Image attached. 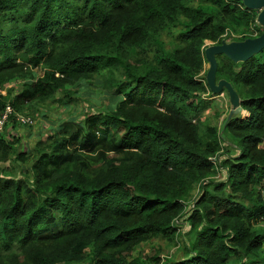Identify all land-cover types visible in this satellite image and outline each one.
I'll return each instance as SVG.
<instances>
[{
	"label": "trees",
	"instance_id": "1",
	"mask_svg": "<svg viewBox=\"0 0 264 264\" xmlns=\"http://www.w3.org/2000/svg\"><path fill=\"white\" fill-rule=\"evenodd\" d=\"M256 15L240 0H0V108L34 120L93 80L115 97L32 147L7 133L9 117L0 264H264V48L238 63L217 55L216 79L231 82L242 113L223 137L200 121L205 41L259 35ZM154 238L184 256L132 255Z\"/></svg>",
	"mask_w": 264,
	"mask_h": 264
},
{
	"label": "rangeland",
	"instance_id": "2",
	"mask_svg": "<svg viewBox=\"0 0 264 264\" xmlns=\"http://www.w3.org/2000/svg\"><path fill=\"white\" fill-rule=\"evenodd\" d=\"M257 33L258 31L254 28H252L251 31L246 32L248 36H257ZM173 34L176 35L177 32H173ZM240 35L241 34H234L236 37ZM159 38L168 45L172 39V35L163 30ZM212 43L213 42L209 40L205 41V45ZM207 66V62L204 63L205 70L207 69ZM20 83V80L11 81L7 84V86H12L14 87V90H18ZM94 83L96 82L93 80L90 84L85 83L70 86L69 89L71 90L77 88L73 93V96L77 99L69 104L71 105L70 107L69 105L56 103H51L45 107L40 106L39 111L35 114V118L31 124L21 125L16 122V127H11L10 124L7 128V133L12 132L13 135L16 134L15 136L20 138V145L22 147H32L38 138L45 137L48 133H50L51 127L56 129L54 125L60 124L62 118L67 117V119H82L84 113L88 112L90 108H98V106L102 105L105 108H113L115 97L105 91L100 92ZM2 92H5L4 89ZM210 94L211 95L205 94L203 96L209 103H207L205 109L201 111L200 121L202 122V125L207 123L215 124L220 127L229 107L227 93L223 90L220 94ZM42 113H46V117L42 116ZM19 114L26 115L25 113ZM224 173V169L219 170L214 177H216V179H223ZM176 224L181 233L179 238L183 241L189 240L192 233H189V225L186 221H184V218L180 219ZM179 249H181V247L178 243L168 242L165 238H154L151 241L142 244L138 251L132 253V255L137 256L141 254L146 258L150 257L157 251L158 253L155 254H158L162 259H178L184 256ZM84 264H88V262H85Z\"/></svg>",
	"mask_w": 264,
	"mask_h": 264
},
{
	"label": "water",
	"instance_id": "3",
	"mask_svg": "<svg viewBox=\"0 0 264 264\" xmlns=\"http://www.w3.org/2000/svg\"><path fill=\"white\" fill-rule=\"evenodd\" d=\"M246 8L257 10L255 23L263 28L262 32L253 37L242 40L222 39L220 43L208 44L204 47V57L207 62L205 82L212 94L226 91L228 97V111L220 126V135L223 137L225 126L242 113V98L230 81L225 78L216 79L217 55L223 54L234 63L243 62L264 48V0H240Z\"/></svg>",
	"mask_w": 264,
	"mask_h": 264
},
{
	"label": "built area",
	"instance_id": "4",
	"mask_svg": "<svg viewBox=\"0 0 264 264\" xmlns=\"http://www.w3.org/2000/svg\"><path fill=\"white\" fill-rule=\"evenodd\" d=\"M10 116H14L16 122L21 125L31 124L33 122L31 116L15 112L10 103H6L4 107L0 108V135L3 133L5 124Z\"/></svg>",
	"mask_w": 264,
	"mask_h": 264
}]
</instances>
